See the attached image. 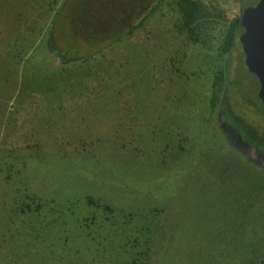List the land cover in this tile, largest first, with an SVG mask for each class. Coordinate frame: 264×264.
Returning a JSON list of instances; mask_svg holds the SVG:
<instances>
[{
    "label": "rangeland",
    "instance_id": "obj_1",
    "mask_svg": "<svg viewBox=\"0 0 264 264\" xmlns=\"http://www.w3.org/2000/svg\"><path fill=\"white\" fill-rule=\"evenodd\" d=\"M199 1L223 16L212 20L205 41V35L193 40L178 31L177 0H165L140 28L96 59L79 66L81 55L99 46L82 47L76 63L59 69L43 58L41 50L47 24L61 0H0V41L10 46L25 37L28 51L25 66L12 59L11 69L0 71V78L6 79L0 81V168L10 165L11 183L53 209L75 202L68 223L62 218L47 229L44 254L37 256L35 249H28L25 258L30 264L46 263L45 258L59 264L53 253L66 243L61 240L65 237L73 239L66 260L72 255L75 264L123 263V250H130L128 239L123 241L124 235L109 227L101 231L102 209L85 208L87 196L108 204L120 220L123 216L129 238L141 235L143 240L151 234V264H188L198 253L206 263L214 240H208L209 229L231 224L233 216H240L239 208L247 209L235 200L247 196L255 200L260 194L252 204L253 209L260 207L264 173L254 170L256 166L249 170L238 165L240 159L228 164L211 141L215 104L211 108L210 100L221 62L218 50L226 26L242 6L237 0ZM87 2L85 13L91 9L95 15L104 13L99 0ZM239 50L236 44L228 58L231 80L243 72L238 67ZM33 71L36 75H28ZM244 74L237 81L233 104L240 114H248L251 105L260 106L258 81ZM239 123L244 136L259 148L264 146L262 134ZM243 159L260 163L253 155ZM5 171L0 172V263L5 258L3 246L11 238L10 222L14 232L20 229L16 217L21 202L15 203L14 213L2 207L14 197L3 178ZM248 206L240 219L254 226V243L261 247L245 253L252 264H259L258 258L264 257V217L261 224L254 222ZM90 215V221L82 220ZM29 218L20 222H31ZM45 218L46 224L50 217ZM153 224V232L143 228ZM234 238L239 246L241 237ZM117 245L122 249L115 250ZM20 248L15 247L18 254Z\"/></svg>",
    "mask_w": 264,
    "mask_h": 264
},
{
    "label": "trees",
    "instance_id": "obj_2",
    "mask_svg": "<svg viewBox=\"0 0 264 264\" xmlns=\"http://www.w3.org/2000/svg\"><path fill=\"white\" fill-rule=\"evenodd\" d=\"M164 1L165 0H99V3L104 4L105 11L102 14L95 15L92 12V9L90 13H85L84 9L87 7V0H61L46 27L41 50L43 58H45V60H49V55H53L54 58L61 62L59 69L64 68L66 65L68 66L69 64L76 63L74 61H76L78 58L82 47L85 49H92L102 45V43H105L112 38H116L114 42H118L124 37L130 36L136 29L140 28L144 24L148 16L152 14L153 11H155L156 8ZM241 4L245 3L242 1ZM176 5L180 15V22L177 27L178 31L185 33L188 38L191 37L193 40L202 39V37L205 35V41L207 36V28L211 25L212 20L214 18H223L219 11L212 13L199 0H177ZM238 22L239 15L229 22V24L226 26V30L223 32L221 44L218 50L219 54L221 55V62L215 71V78L212 81L213 97L211 98L210 103L211 108L214 107L213 104H215L213 124L215 122L221 123V119L225 118V126L230 127L232 130L234 129L236 132H238L239 140L234 141L236 142V148L230 153L222 151V155L227 160L228 164H230L229 162L232 164L236 163L235 160L238 161V159H240V163H237L240 165L243 164L241 163L242 158H247L251 156L250 154H254L251 146L256 145L249 138L244 136L242 131L238 129L237 124L239 122H236L231 118L232 116L226 108L227 101L225 94L227 87V75L229 71L228 58L235 45H240L237 38L239 34ZM31 31H33V28H31ZM122 34L124 35L119 37V35ZM25 39V37L19 36L18 38L14 39L13 44L10 46L5 44L3 40L0 41V71L2 74H5L6 71L11 69L10 65H12V59H14L16 62L23 61L22 64L25 66L28 60V56H26L28 51L25 47L26 44H24ZM100 52L94 55H81L79 66L88 60L96 59ZM239 53L242 54L241 49L239 50ZM238 67L242 68V64L239 62ZM28 75L34 76L36 74L35 71H33L28 73ZM1 80H5L6 82V79L4 78H0V81ZM239 124L244 125L241 123ZM212 137L214 140L212 139L211 141H213V143H215L221 151L222 146H220V143L214 138L213 135ZM179 147L183 150L185 149L183 145H180ZM188 150L190 149L187 148L186 151ZM246 163L250 162L247 161L245 164ZM259 166L262 168V171H264V164H260ZM5 169V176H3V178L7 182L10 190H12L14 193V197L13 203L8 205L5 202L2 207L4 209H8L6 211L7 213H14L16 207L15 203L21 202L18 205V215L16 217V219L19 221L20 229L17 232H14V224L10 222V224L13 226H11L12 230L9 233V237L11 238L3 246L5 249L4 256L6 259L2 258L0 264H30V261L25 258L28 249H35V251H37V256L40 253L44 254L46 241L48 239L47 229H51L53 226L56 227L57 220H61L62 218L66 223H68L71 220V217H74L73 215H70V212H72L74 209L75 206L73 203L75 202L72 201L70 204H67L66 202L67 205H70L69 207L53 209L54 206L48 202L44 203L41 201V199L31 196L30 199L29 196H27L24 187L17 188L15 187V184L11 183L12 177L9 172L10 165H6L3 170L0 168V172H4ZM209 169V175L212 177L210 179L214 180L216 177L214 167L210 165ZM262 171L261 173H258L262 174ZM258 173L257 176L260 178L263 177ZM223 176L221 174V177ZM259 195L260 194L256 195L255 200L250 196H247L245 199L242 198L241 200L235 201L236 205H246L247 209L249 208L248 205H250L249 212L252 214V219L254 222H260L261 224L262 218L264 217V197L261 195L260 200H258L260 201L259 208L253 209L252 207L253 202H256V199ZM25 200L29 202H25ZM30 204L33 205L30 206ZM83 206L85 208L93 207L102 209L101 231H104V229H108L107 227H109L118 233L119 236L120 234H123V241L128 239L127 244L130 246V250H127L126 248L125 252L123 250V257L121 258L123 261L122 264H151V254L149 253L150 243L151 240H153L151 234L144 236L143 240L141 235L131 239L129 238L130 236L128 237L125 233L128 224L127 221H125L123 216H121L122 218L120 220L118 212L114 213L108 204L100 203L99 201L93 200L90 196H87L83 201ZM247 209L239 208L238 211L240 212V216H233L231 224L223 225L222 228H219V225H216L209 229L207 232V237L209 238L208 240L210 241V238H213L214 240L210 244V246L213 245V248H211L207 253L208 257H206V263L203 259V255L198 253V257L194 260L197 262L190 260L188 264H252L253 259L248 257L245 252H247V250L253 251L255 249V245L257 247L261 246L254 243L253 237L256 234L254 226L247 225L246 222H241L247 220L240 219L242 216L245 217ZM45 217H50L49 220L46 221V224L42 221L46 220ZM26 218H29L28 220L31 219L32 221L20 222L24 219L27 220ZM8 219H10L9 216ZM75 219L76 218H74V220ZM91 219L92 216L90 215L85 216L82 220L90 221ZM77 222H80L82 225L81 220L77 219ZM155 225L156 224L151 226L147 225L143 228L147 230L151 229L153 232L152 228L156 227ZM84 226H89V223H85ZM234 236L241 237L239 246L237 244L235 245ZM113 239L114 238H111L112 241ZM215 239H217V241ZM61 240L63 243H66L62 245L57 253H53L54 256H58V263L75 264V262L72 261V255L69 257V260L64 258L66 257L67 248H69L68 246L73 239L69 237L67 239L65 237L61 238ZM117 240L120 243L121 238ZM15 245H21L19 254L23 255L19 256V254L15 251ZM121 246L122 245H117L115 250H117V248L122 249L123 246ZM237 251L239 252L238 257H236ZM21 258L27 260L28 262L23 261ZM45 261L47 262L43 263V261H41L38 264H51L49 262L51 261L49 258H45ZM258 261L259 264H264V257H259Z\"/></svg>",
    "mask_w": 264,
    "mask_h": 264
},
{
    "label": "water",
    "instance_id": "obj_3",
    "mask_svg": "<svg viewBox=\"0 0 264 264\" xmlns=\"http://www.w3.org/2000/svg\"><path fill=\"white\" fill-rule=\"evenodd\" d=\"M238 28L239 34L237 38L244 54V66L246 69L244 76H251L252 78L250 79L258 81L257 97L259 98L258 103H260V106L257 108L256 105L253 107L251 105L248 109V114L239 113L233 105L237 99L235 95L236 89L240 86L236 81L229 82L226 87L227 106L232 118L240 120L253 131L264 135V0H256L253 5L246 6L240 11ZM123 35H119V37ZM115 39L108 40L93 52L85 55H94L103 51L112 45ZM49 58L53 65H61V62L54 58L53 55H49ZM251 107L252 109L250 110ZM258 112L260 116L257 115L259 114Z\"/></svg>",
    "mask_w": 264,
    "mask_h": 264
},
{
    "label": "flooded vegetation",
    "instance_id": "obj_4",
    "mask_svg": "<svg viewBox=\"0 0 264 264\" xmlns=\"http://www.w3.org/2000/svg\"><path fill=\"white\" fill-rule=\"evenodd\" d=\"M241 2H242V0H237L238 5L242 6L241 7V10H242L246 6L253 5V3L256 2V0H253V3H251V4H241ZM243 2H244V0H243ZM239 47L241 49V46L240 45H239ZM238 62H240L242 64V67L243 68H242L241 71H243V72H240L239 73L240 75L237 74L236 76H234L235 77L234 80H231L228 77V75H227V85L231 81H236V82L239 81L241 79V77L243 76V73L246 71L245 66H244V54H243V52H242L241 57L239 58V61ZM239 76H240V78H239ZM234 120H236V119H234ZM216 123L217 122H215L213 124V122H212V124H213L212 125V129H213L212 135L214 136V138L216 140H218V142L220 143V146H222L221 147V151L226 152V153H230L231 151H233L236 148V142H234V141H238L239 140L238 132H236L234 129L232 130V128H230V127H226L225 126V118L221 119V123H217V124ZM262 136H264V135H262ZM251 147H252V151L254 152V154H250V155H253V157L255 159L256 158L257 159H260L261 164H264V147L263 148H259V147L254 146V145L251 146ZM234 160H235V158H234ZM241 160H242L241 163H243L244 165L243 164H240V166H242V167L245 166L244 167L245 169L253 170V169H251L249 167L256 166V169H254V170H257L258 172H261L262 171V168L259 166L260 164L257 165V164H253L251 162L248 163V164L247 163L245 164V162H247V161L245 159H243V158ZM235 162H237V161L235 160ZM263 173H264V171H263Z\"/></svg>",
    "mask_w": 264,
    "mask_h": 264
}]
</instances>
